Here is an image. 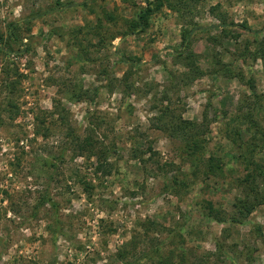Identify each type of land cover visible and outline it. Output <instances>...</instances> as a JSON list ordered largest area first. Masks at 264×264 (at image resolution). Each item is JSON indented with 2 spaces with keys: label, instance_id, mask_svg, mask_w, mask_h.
Wrapping results in <instances>:
<instances>
[{
  "label": "rangeland",
  "instance_id": "rangeland-1",
  "mask_svg": "<svg viewBox=\"0 0 264 264\" xmlns=\"http://www.w3.org/2000/svg\"><path fill=\"white\" fill-rule=\"evenodd\" d=\"M160 1L129 35L144 0H0V31L20 22L0 53V264H264L233 132L253 118L264 142V0ZM179 118L223 173L182 162Z\"/></svg>",
  "mask_w": 264,
  "mask_h": 264
},
{
  "label": "trees",
  "instance_id": "trees-1",
  "mask_svg": "<svg viewBox=\"0 0 264 264\" xmlns=\"http://www.w3.org/2000/svg\"><path fill=\"white\" fill-rule=\"evenodd\" d=\"M146 6L140 7L138 12L136 13L135 17L128 22V32L126 34L133 35V34H140L145 32L149 28V18L153 11L158 9L161 6L160 0H153L148 1L144 0ZM24 21L31 22V18H27ZM18 22H12L8 24L7 29L5 32L0 31V53L4 56H9L11 53H14V47L18 42H20V39L18 37L17 31H18ZM200 28V27H199ZM221 28V27H220ZM196 31H201L200 29H196ZM189 34L183 35L182 37V46H184V49L188 48L189 45ZM19 54V53H17ZM180 57L183 54H180ZM178 57V58H180ZM185 61L193 62V57H186L184 58ZM125 64H128L131 67H137L139 68V65L141 62L135 60V59H122ZM192 64V63H191ZM190 64V65H191ZM188 65L187 67H190ZM131 75V73H130ZM125 80V84H128ZM4 83L7 90L10 92H14L16 83L13 81H5ZM248 89L251 92H254V87L251 83H248ZM168 109V108H167ZM249 125L244 127L243 129L236 127L234 129V134L237 137L236 139L241 141V143L238 145V148L241 149V145H246L245 149L247 150L246 153H241V161L244 164V176L239 179V184L244 185L243 190V199H240L237 203V208L239 215L245 216L244 214H250L257 206L263 204L264 196L263 193L259 190L261 186H264V165L260 163L258 160L255 159V157H260L261 154L264 152V142L261 146H257L255 143L256 137L260 132H255L253 130L254 128V119L251 118L248 121ZM170 124V123H169ZM241 124H246L245 120H242ZM170 131L174 137H178V139L181 141V147L179 148L180 158L183 163H188L193 169H200L202 166L205 165V170L203 173L208 178L209 176H217L221 173H223V167L220 166L219 162L212 157L205 160L206 152H207V144L208 140L206 139V135L208 136V129L202 128L197 122L190 121V120H183L182 118H179L178 121H175L174 124H170ZM242 130L245 131L249 135L248 142L243 141L242 138ZM76 133V132H75ZM264 136V132H262ZM264 139V138H263ZM68 143H71V141L67 140ZM89 142V140H87ZM247 142V143H246ZM90 148L91 145H84L80 151L83 150V148ZM68 146L67 144H63L60 146V151L58 158L61 160L65 152L67 151ZM90 152H93L92 149ZM255 155V157H254ZM54 166L53 164H51ZM98 170V169H97ZM87 192V189H86ZM251 198V201L249 200ZM45 204H50L52 206L55 205L53 200L51 198H47L44 201ZM210 214H213L211 212L212 207L208 208ZM246 217V216H245ZM157 252H159V249H156ZM123 251L118 252V255H123ZM159 254V253H158Z\"/></svg>",
  "mask_w": 264,
  "mask_h": 264
}]
</instances>
